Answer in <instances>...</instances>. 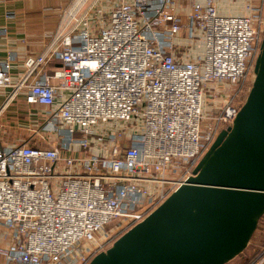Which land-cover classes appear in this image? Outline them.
I'll use <instances>...</instances> for the list:
<instances>
[{"label": "built area", "instance_id": "1", "mask_svg": "<svg viewBox=\"0 0 264 264\" xmlns=\"http://www.w3.org/2000/svg\"><path fill=\"white\" fill-rule=\"evenodd\" d=\"M217 1L192 3L185 21L176 0L96 1L26 58L20 86L59 60L27 101L58 96L46 125L77 150L0 146V264H88L193 175L232 125L264 38L262 5L221 14ZM248 264H264V244Z\"/></svg>", "mask_w": 264, "mask_h": 264}, {"label": "water", "instance_id": "2", "mask_svg": "<svg viewBox=\"0 0 264 264\" xmlns=\"http://www.w3.org/2000/svg\"><path fill=\"white\" fill-rule=\"evenodd\" d=\"M232 125L190 176L88 264H226L264 214V38Z\"/></svg>", "mask_w": 264, "mask_h": 264}, {"label": "crops", "instance_id": "3", "mask_svg": "<svg viewBox=\"0 0 264 264\" xmlns=\"http://www.w3.org/2000/svg\"><path fill=\"white\" fill-rule=\"evenodd\" d=\"M86 1L5 0L0 2V30L5 28V33L0 34V63L8 61L10 76V85L0 87V146L2 148L27 143L40 147H57L61 156L76 154L77 146L69 150L62 145L66 138L65 132L54 134L50 132L49 125H46L47 112L57 106L60 98L57 96L54 105L49 107L27 101L29 88L26 85L34 79L43 80L45 76L51 75L60 66L59 60L54 57L40 68L37 75L31 76L25 82L26 85L18 84L26 73L24 64L26 58L43 52L55 42L53 38L62 33L59 23L61 10L69 7L73 2L62 20L63 25H66L78 14ZM96 1L97 4L104 6L107 0ZM197 1L203 0H176L173 11L185 21L191 4ZM246 2V0H238V4H235L218 0L217 7L221 14L236 13V10L241 8V4ZM65 93L62 92V95ZM215 104L220 103L216 101Z\"/></svg>", "mask_w": 264, "mask_h": 264}, {"label": "rangeland", "instance_id": "4", "mask_svg": "<svg viewBox=\"0 0 264 264\" xmlns=\"http://www.w3.org/2000/svg\"><path fill=\"white\" fill-rule=\"evenodd\" d=\"M247 2H253L256 3V5H262L263 7V12H264V0H246ZM74 2V0H73ZM70 3L69 7H65L63 10H61L60 12V26H64L62 20L64 18L65 13L67 12L68 8H70V6L73 4ZM96 0H87L85 2V4L83 5V7L80 9V11L78 12V14L76 15L75 19H72L70 22H68L66 24L65 27H63L60 31L62 33L66 32L67 30H69L74 24H76V22L78 20L81 19V17L84 15V13L88 10L91 9V7L93 6V4H95ZM68 6V5H67ZM62 22V25H61ZM255 75H252L248 78L247 82L244 84L242 91L239 95V98L242 102V104L244 103L248 92L250 90V87L252 85L253 79H254ZM205 113H209L208 110L204 111ZM264 244V214L262 215V217L259 219V222L257 224V227L248 243V245L246 246V248L243 250V252H241L239 255H237L236 257H234L232 260H230L228 263L226 264H248L252 258L254 257L256 251L258 250V248L260 247V245Z\"/></svg>", "mask_w": 264, "mask_h": 264}, {"label": "bare ground", "instance_id": "5", "mask_svg": "<svg viewBox=\"0 0 264 264\" xmlns=\"http://www.w3.org/2000/svg\"><path fill=\"white\" fill-rule=\"evenodd\" d=\"M75 17H76V16H75ZM75 17H74L73 19H75ZM65 26H66V25L62 26L61 29H62L63 27H65ZM61 29H60V30H61Z\"/></svg>", "mask_w": 264, "mask_h": 264}]
</instances>
